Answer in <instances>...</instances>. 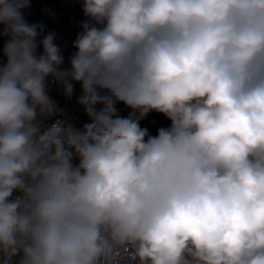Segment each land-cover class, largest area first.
Listing matches in <instances>:
<instances>
[{
    "label": "clouds",
    "instance_id": "9594fccd",
    "mask_svg": "<svg viewBox=\"0 0 264 264\" xmlns=\"http://www.w3.org/2000/svg\"><path fill=\"white\" fill-rule=\"evenodd\" d=\"M81 2L63 68L0 0V264H264V0ZM74 82L90 123L45 125Z\"/></svg>",
    "mask_w": 264,
    "mask_h": 264
},
{
    "label": "built area",
    "instance_id": "2783aa9c",
    "mask_svg": "<svg viewBox=\"0 0 264 264\" xmlns=\"http://www.w3.org/2000/svg\"><path fill=\"white\" fill-rule=\"evenodd\" d=\"M31 7L29 9L24 10L25 19L29 23H42L45 26L46 35L48 32H55L56 39L55 42L61 39H70L74 41L77 37L79 31L75 30L70 26L62 27L59 26V23L56 22L55 14L57 11L60 12L61 17L68 18L74 14V11L82 10V2L81 0H76L73 2V6H70L69 3H63V0H30ZM6 37L0 36V60L3 59L2 55V47L4 42L6 41ZM38 51H42V48L38 49ZM77 50L71 46L64 56V64L63 68H69V58L73 55ZM56 84L50 83L48 92L52 99L56 102L58 109L60 110L52 117H49L44 121L45 125H49L57 119H65L72 123V125L79 130L83 117L84 111L81 105H79L77 101V95H72V97H66L63 101V106H59L56 98H54L52 94V90ZM124 114L128 117L132 114V109L125 105ZM157 115L151 116L149 112L145 117L143 123L140 124L141 128H146L148 130L149 135L155 136L157 135L158 129L160 128H168L171 126V121L167 120L164 122H160L157 126Z\"/></svg>",
    "mask_w": 264,
    "mask_h": 264
},
{
    "label": "crops",
    "instance_id": "0c3cea01",
    "mask_svg": "<svg viewBox=\"0 0 264 264\" xmlns=\"http://www.w3.org/2000/svg\"><path fill=\"white\" fill-rule=\"evenodd\" d=\"M76 0H63V3H69L70 6H73V2H75ZM55 19L56 22L58 23H62L64 25L70 26L72 28H74L75 30H80L82 31V27L81 24L84 20H86L87 18L84 16L82 10L79 11H74V14L71 17L68 18H63L61 17V14L59 11H57V13L55 14ZM61 50V53L63 56H65L66 51L73 46V41L70 39H61L55 42ZM81 93V85L78 82H74V91H73V95H77L79 96ZM52 94L54 96V98H56L57 102L59 103V106H63V100L66 98V96L63 94V89L62 87H60L58 84H56L52 90ZM100 107V106H99ZM124 107L125 104H123L122 102L117 103L116 104V108H117V115H119L120 117L123 116L124 114ZM85 114V113H84ZM84 118V117H83ZM73 164H78V159L77 158H73Z\"/></svg>",
    "mask_w": 264,
    "mask_h": 264
},
{
    "label": "trees",
    "instance_id": "16d2710c",
    "mask_svg": "<svg viewBox=\"0 0 264 264\" xmlns=\"http://www.w3.org/2000/svg\"><path fill=\"white\" fill-rule=\"evenodd\" d=\"M59 26L66 27L67 25L59 23ZM78 31L80 32V30H78ZM150 113H151V116H153V117L159 114V112H156V111H151ZM122 117H126V115L123 114ZM167 120H169V119L163 114L162 118L160 119V122H164V121H167ZM143 121H144V118L140 120V124L143 123Z\"/></svg>",
    "mask_w": 264,
    "mask_h": 264
},
{
    "label": "rangeland",
    "instance_id": "374dc122",
    "mask_svg": "<svg viewBox=\"0 0 264 264\" xmlns=\"http://www.w3.org/2000/svg\"><path fill=\"white\" fill-rule=\"evenodd\" d=\"M99 108V105L97 106ZM162 113H159L157 116H160ZM90 120L89 118L87 117L86 114H84V118H83V121H82V124L80 126V129L79 130H83V126L86 124V123H89Z\"/></svg>",
    "mask_w": 264,
    "mask_h": 264
},
{
    "label": "water",
    "instance_id": "95a60500",
    "mask_svg": "<svg viewBox=\"0 0 264 264\" xmlns=\"http://www.w3.org/2000/svg\"><path fill=\"white\" fill-rule=\"evenodd\" d=\"M162 116H163V113L157 117V122L155 126H157L160 123V119L162 118Z\"/></svg>",
    "mask_w": 264,
    "mask_h": 264
}]
</instances>
